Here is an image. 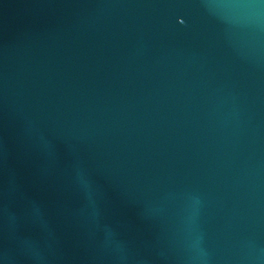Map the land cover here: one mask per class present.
Masks as SVG:
<instances>
[{"label":"water","instance_id":"water-1","mask_svg":"<svg viewBox=\"0 0 264 264\" xmlns=\"http://www.w3.org/2000/svg\"><path fill=\"white\" fill-rule=\"evenodd\" d=\"M0 264H264V0H0Z\"/></svg>","mask_w":264,"mask_h":264}]
</instances>
